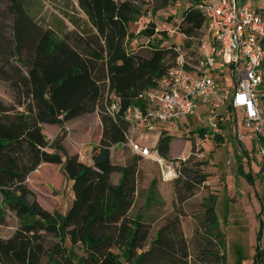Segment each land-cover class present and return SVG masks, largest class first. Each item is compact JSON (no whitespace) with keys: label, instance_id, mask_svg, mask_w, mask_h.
I'll return each instance as SVG.
<instances>
[{"label":"trees","instance_id":"trees-1","mask_svg":"<svg viewBox=\"0 0 264 264\" xmlns=\"http://www.w3.org/2000/svg\"><path fill=\"white\" fill-rule=\"evenodd\" d=\"M77 1L97 35L80 38L75 44L83 46L76 48L70 39H58L50 30L37 34L34 30L29 60L18 57V67L11 72L0 68V77L18 96L13 109L0 103V225L15 220L12 234L0 238V264H227L216 195L202 200L190 240L183 234L179 213L168 215L151 237V223L140 215L130 216L143 158L129 148L133 155L123 165L111 160L110 149L126 143L130 127L126 112L141 105L137 96L155 87L176 66L178 51L161 42L149 44L156 33L165 35L156 32L153 23L136 34L129 31V24L141 14L133 0ZM162 1L167 5L171 0ZM204 1L192 0L180 15L178 31L187 47L206 24L198 8ZM133 37L144 38L147 44L129 48L127 40ZM14 38L13 52L19 55L18 28ZM112 96L118 100V110L110 113ZM96 110L101 131L90 165L77 155H68L62 135L49 142L40 126L57 125L62 130L68 121ZM171 139L167 131H161L153 149L174 162L169 156ZM260 141L264 143V135ZM179 161L181 165L185 162ZM41 164L59 165L64 181L70 184L72 199L65 214L46 210L26 185L27 177ZM177 173L172 182L182 204L207 176L183 166ZM113 175L119 176L117 182ZM155 184L151 183L146 207L156 201ZM261 213L264 216V192ZM259 256L257 251L254 264L259 263Z\"/></svg>","mask_w":264,"mask_h":264},{"label":"rangeland","instance_id":"rangeland-1","mask_svg":"<svg viewBox=\"0 0 264 264\" xmlns=\"http://www.w3.org/2000/svg\"><path fill=\"white\" fill-rule=\"evenodd\" d=\"M213 1L215 3V0ZM133 3L141 14L136 22L131 23L132 32L136 34L148 23H153L155 31L164 32L165 35L156 33L149 44L161 42V46H175L178 51L176 62L182 56L186 66L193 68L196 65L200 41L207 40L208 36L204 26L191 39L192 45L187 47L186 38L178 31L180 15L192 4V0H171L167 5L162 0H133ZM249 6L253 8L254 2ZM78 14L76 0H0V68L11 72L18 67V57L22 61L29 60L33 53L31 46L35 36L34 30L37 34L51 27L56 32V38L73 39V29L67 31V28L71 29L69 22L73 23L74 27L82 25ZM17 28L21 40L19 55L13 52L17 41L14 38ZM139 44L146 45L147 40L138 37L127 40L128 47L136 48ZM258 89L259 107L264 119V84ZM17 101L16 90L7 80L0 77V103L7 109H13L17 106ZM179 122L177 120L159 124V130L167 129V134L172 136L170 154L175 156L180 152L174 162L163 159V163L159 165L153 159L140 160L137 194L130 216L140 215L151 223L150 236L153 237L168 215L182 214L181 228L184 236L190 240L196 220L202 212V200L209 195H216V214L219 226L226 236L227 264H254L257 251L261 252V257L258 258L259 263H256L264 264V216L261 213L264 173H261L263 158L258 154L256 139L245 133L247 137L242 143L247 146L249 152L247 159L242 153L244 145L243 148L233 146L236 143L233 138V142L225 144H216L210 139L204 141L193 133H185V128L179 126ZM98 124L97 116L91 114L64 124L62 130L58 127L55 130L54 126L44 124L43 131L50 141L62 133L67 139L62 145L69 152L67 146H71L73 140L86 144L97 140L100 135ZM154 135L155 132L149 134V141L153 140ZM234 147L238 151L237 157ZM120 149L123 153H118V148L110 151L113 163H124L133 155L126 146ZM179 160L185 161L184 164L181 165ZM182 166L205 174L207 178L201 186L195 188L192 197L180 204L172 181L179 176L177 170ZM116 178L113 180L116 181ZM153 181L156 182V201L146 207ZM26 185L46 210L66 213L70 206L71 190L70 184L64 181L59 165H39L27 177ZM7 220L6 225H0V238H8L15 228V220Z\"/></svg>","mask_w":264,"mask_h":264},{"label":"built area","instance_id":"built-area-1","mask_svg":"<svg viewBox=\"0 0 264 264\" xmlns=\"http://www.w3.org/2000/svg\"><path fill=\"white\" fill-rule=\"evenodd\" d=\"M254 0H205L198 5L206 18L207 40H203L196 65L186 70L183 57L159 79L157 85L141 92L137 100L141 105L132 106L125 114L133 131L137 124L153 131L159 124L174 122L191 116L199 101L218 98L207 116L209 131L218 128L215 110L228 103L234 111L241 110L248 134L258 143V154L264 160V119L259 107V87L264 83V0L258 8H250ZM222 79L224 83L218 81ZM108 112L118 110V100L111 97ZM209 132L204 138H209ZM244 135H238L239 140ZM126 144L143 158L163 163L157 152L142 147L132 136Z\"/></svg>","mask_w":264,"mask_h":264},{"label":"crops","instance_id":"crops-1","mask_svg":"<svg viewBox=\"0 0 264 264\" xmlns=\"http://www.w3.org/2000/svg\"><path fill=\"white\" fill-rule=\"evenodd\" d=\"M254 2V7L253 9L258 8V2L251 1L250 3ZM250 5V4H249ZM76 6H77V10L79 11V14L77 15L78 17H80L82 20V25L74 27V24L69 22L72 26L71 29L67 28V31H71L73 29V37L75 39H70V45L71 47H82L83 45H77L75 43H77V40L81 39H85L87 37H91L94 35H97L96 30L93 28V26L90 24L88 17L85 15V13L79 8L78 6V1L76 0ZM68 24V22H66ZM47 30H50L53 34L56 32L50 27ZM129 31L132 32L131 29V23L129 24ZM65 38V37H64ZM83 43V42H80ZM101 43H103V41L101 40ZM132 44V43H131ZM129 48H133L132 46ZM135 49V47H134ZM221 85L224 83V81L222 79L218 80ZM227 95H228V103L231 101L232 99V92H228L227 91ZM218 102V98H210V99H203L201 101L198 102L197 107L195 112L187 117V118H181L179 122V126H181L182 128H185V133H187L188 135H190V133H193V135L195 134L197 136V138L199 139H203L204 141H214L216 144H225L227 142L230 143L233 142L234 139V143L233 146H241L243 148V154L246 156V158L248 159V150H247V146L245 144H243L242 142L244 141V139H246L247 136H245V133H247L245 126H244V116H243V112L241 110H236V111H231L228 108V103H222L218 106V108L215 110V116H216V121L218 124V128L216 130H214L213 132L209 131V126H208V122H207V116L209 111L211 110L212 104ZM97 116V121H98V125H100V131H101V122H100V118L98 115V111L96 110L95 112L91 113ZM88 114V115H91ZM87 116V115H85ZM83 117V116H81ZM80 118V117H78ZM75 118V119H78ZM72 119V120H75ZM70 120V121H72ZM68 121V122H70ZM67 122V123H68ZM44 124L46 123H42L40 126L42 127V129H44ZM66 124V123H65ZM50 125V124H48ZM55 127L60 128L57 125H52ZM168 131L167 129H161L159 130V125L155 128V130L153 131H147L143 126L137 124V126L135 127V129L133 131L130 130L128 131V136H132L133 140L138 142L142 147H149L153 152H156L153 148L157 143V140L160 136L161 131ZM155 135L153 137L152 141H149V134L150 133H154ZM206 132H209V138L205 139L204 138V134ZM44 133V131H43ZM45 134V133H44ZM59 135H62L63 137V141L64 142L66 137L60 133ZM238 135H244L243 139L239 140L237 138ZM46 138L48 139L49 142H52L49 140L48 136L45 134ZM58 136V135H57ZM56 136V137H57ZM249 136H252L249 134ZM55 137V138H56ZM253 137V136H252ZM54 138V139H55ZM100 138V135L98 136L97 140L92 141V143L90 144L89 142H87V144L85 142H80L78 140H73L74 143L71 144V146H67L69 149L68 155H77L79 157V160L82 161L83 163L90 165L91 164V154H92V150L93 148L97 145L98 143V139ZM233 138V139H231ZM210 139V140H209ZM172 141V139H171ZM170 141V143H171ZM90 145V146H89ZM128 147V145L126 143L123 144H117L115 146H113L110 151H113L114 149L118 148V153H123V150H121L120 148L122 147ZM170 147V145H169ZM234 147L235 149V156H238V151L237 149ZM129 148V147H128ZM66 150V149H65ZM180 154V152L173 156L170 154V150H169V156L171 157L172 160L177 159L178 155ZM143 158V157H142ZM143 159H149V158H143ZM250 162V161H249ZM116 165H123L124 163L122 162H118V163H114ZM118 176V175H117ZM114 177L116 178V175L112 176V180L114 179ZM119 177V176H118ZM118 177L116 178L118 180ZM114 181V182H117ZM71 199H72V194H71ZM70 199V202H71ZM217 202L218 199H216V203H215V210L217 211ZM218 218V217H217ZM219 223V220H218Z\"/></svg>","mask_w":264,"mask_h":264}]
</instances>
